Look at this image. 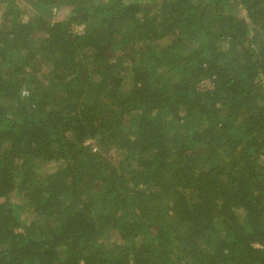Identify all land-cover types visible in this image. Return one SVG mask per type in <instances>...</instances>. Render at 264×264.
Masks as SVG:
<instances>
[{
	"label": "trees",
	"instance_id": "trees-1",
	"mask_svg": "<svg viewBox=\"0 0 264 264\" xmlns=\"http://www.w3.org/2000/svg\"><path fill=\"white\" fill-rule=\"evenodd\" d=\"M0 264H264V0H0Z\"/></svg>",
	"mask_w": 264,
	"mask_h": 264
}]
</instances>
